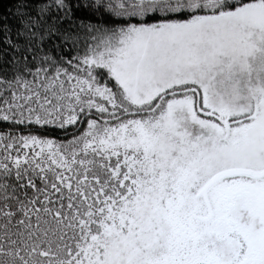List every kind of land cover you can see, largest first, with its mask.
I'll return each instance as SVG.
<instances>
[{"label": "snow or ice", "instance_id": "obj_1", "mask_svg": "<svg viewBox=\"0 0 264 264\" xmlns=\"http://www.w3.org/2000/svg\"><path fill=\"white\" fill-rule=\"evenodd\" d=\"M0 264H264V0H0Z\"/></svg>", "mask_w": 264, "mask_h": 264}]
</instances>
